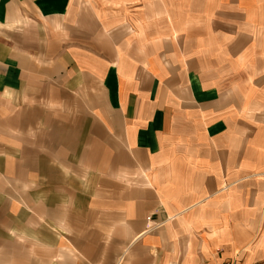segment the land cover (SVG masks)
Returning <instances> with one entry per match:
<instances>
[{
	"label": "crops",
	"instance_id": "crops-1",
	"mask_svg": "<svg viewBox=\"0 0 264 264\" xmlns=\"http://www.w3.org/2000/svg\"><path fill=\"white\" fill-rule=\"evenodd\" d=\"M5 92L85 112L89 177L34 193L57 234L27 264H264V0H0Z\"/></svg>",
	"mask_w": 264,
	"mask_h": 264
},
{
	"label": "rangeland",
	"instance_id": "rangeland-1",
	"mask_svg": "<svg viewBox=\"0 0 264 264\" xmlns=\"http://www.w3.org/2000/svg\"><path fill=\"white\" fill-rule=\"evenodd\" d=\"M45 97L47 94L41 93L40 101H33L41 105L40 108L35 107L37 105L26 108L27 103H22L20 93H0V264H27L48 255L56 238L53 235L57 234L53 220L30 221L28 218L36 211L52 212L54 206L38 207L34 204V193L45 190V199L51 201L56 195H64L55 191L62 185L70 189L89 177L81 168L85 149L76 147L75 136L72 142L68 140L69 129L75 127L69 124L70 115L83 117L85 112L81 110L76 114L79 109L69 110L65 103L60 110L52 108L51 100ZM61 100L68 99L62 97ZM32 104L29 102L28 106ZM22 108L28 111L25 113L33 112V117L42 123L26 125L23 130L20 124H10L13 117L21 115ZM54 116L57 117L55 123ZM93 161L95 165L97 160L93 158ZM63 166L68 171H62ZM28 168L32 172H27ZM51 170L53 172L48 174ZM93 176L95 179L96 174ZM49 185H55V190L47 189ZM70 207L73 209L72 204ZM68 211L69 206L65 205L62 217L70 216ZM64 221L55 223L60 226L65 223V228L69 229L70 222ZM21 246H28L29 250L22 252ZM38 246L45 252L38 253Z\"/></svg>",
	"mask_w": 264,
	"mask_h": 264
}]
</instances>
